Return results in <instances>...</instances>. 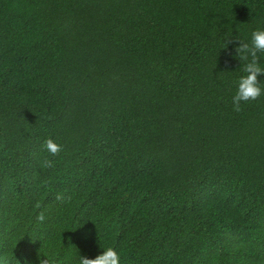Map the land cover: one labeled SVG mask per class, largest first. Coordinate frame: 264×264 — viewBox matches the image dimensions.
I'll return each instance as SVG.
<instances>
[{
	"label": "trees",
	"instance_id": "trees-1",
	"mask_svg": "<svg viewBox=\"0 0 264 264\" xmlns=\"http://www.w3.org/2000/svg\"><path fill=\"white\" fill-rule=\"evenodd\" d=\"M258 28L264 0H0V264H264V97L231 109Z\"/></svg>",
	"mask_w": 264,
	"mask_h": 264
},
{
	"label": "clouds",
	"instance_id": "clouds-1",
	"mask_svg": "<svg viewBox=\"0 0 264 264\" xmlns=\"http://www.w3.org/2000/svg\"><path fill=\"white\" fill-rule=\"evenodd\" d=\"M237 41L236 52L243 63L244 74L239 77L235 94L231 97V109L235 113L243 111L246 104L264 97V84L259 79L264 75V66L261 63L264 55V28L255 29L251 33L250 41ZM44 150L49 153V157H56L63 151V146L49 137L44 142ZM49 157L41 161V167H54L55 160ZM56 199L63 201L64 194H57ZM37 219L43 222L46 219L44 212H41ZM120 259V253L109 246L95 258L80 256L79 264H120ZM40 264H48V260L41 259Z\"/></svg>",
	"mask_w": 264,
	"mask_h": 264
}]
</instances>
